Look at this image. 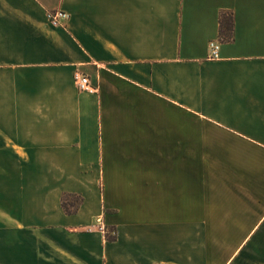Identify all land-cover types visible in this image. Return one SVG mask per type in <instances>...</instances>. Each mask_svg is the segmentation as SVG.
Listing matches in <instances>:
<instances>
[{
    "label": "crops",
    "instance_id": "obj_1",
    "mask_svg": "<svg viewBox=\"0 0 264 264\" xmlns=\"http://www.w3.org/2000/svg\"><path fill=\"white\" fill-rule=\"evenodd\" d=\"M0 264H264V0H0Z\"/></svg>",
    "mask_w": 264,
    "mask_h": 264
},
{
    "label": "trees",
    "instance_id": "obj_2",
    "mask_svg": "<svg viewBox=\"0 0 264 264\" xmlns=\"http://www.w3.org/2000/svg\"><path fill=\"white\" fill-rule=\"evenodd\" d=\"M234 36V20L233 14L230 11H221L219 15V39L222 43H228L233 40ZM82 198L76 195H64L62 197V207L66 213H73L77 210ZM113 234L107 233L105 231V237L108 240H113Z\"/></svg>",
    "mask_w": 264,
    "mask_h": 264
},
{
    "label": "built area",
    "instance_id": "obj_3",
    "mask_svg": "<svg viewBox=\"0 0 264 264\" xmlns=\"http://www.w3.org/2000/svg\"><path fill=\"white\" fill-rule=\"evenodd\" d=\"M47 18L50 24H52L53 26H60L61 21L68 18V14L63 10H55L48 12ZM219 45V42L216 40L210 41L208 56L210 59L219 58ZM73 80L79 91H84L91 88L88 77L79 72H74Z\"/></svg>",
    "mask_w": 264,
    "mask_h": 264
},
{
    "label": "rangeland",
    "instance_id": "obj_4",
    "mask_svg": "<svg viewBox=\"0 0 264 264\" xmlns=\"http://www.w3.org/2000/svg\"><path fill=\"white\" fill-rule=\"evenodd\" d=\"M105 231H106L107 233L113 234V231H112L111 229H107V228H105Z\"/></svg>",
    "mask_w": 264,
    "mask_h": 264
}]
</instances>
